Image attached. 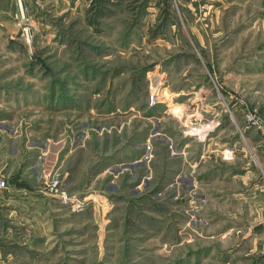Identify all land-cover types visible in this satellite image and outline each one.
Listing matches in <instances>:
<instances>
[{
    "label": "rangeland",
    "instance_id": "obj_1",
    "mask_svg": "<svg viewBox=\"0 0 264 264\" xmlns=\"http://www.w3.org/2000/svg\"><path fill=\"white\" fill-rule=\"evenodd\" d=\"M15 3L26 59L1 66L10 69L6 82L27 85L34 100L53 89L68 98L27 105L10 123L23 131L16 146L33 161L29 178L41 176L51 199H37L36 215L27 199L26 218L0 220V264H264V191L243 196L238 179L211 176L246 152L260 164L254 150L263 137L247 115L264 121V0H60L56 10ZM216 113L218 128L199 140ZM64 138L63 155L68 146L74 154L56 174L70 194L90 166L116 157L113 183L103 187L123 193L112 207L89 199V211L73 219L82 211L50 194L43 147L28 149ZM148 139L147 166L139 160ZM227 146L235 149L229 161L220 156ZM68 166L77 169L72 187L63 181Z\"/></svg>",
    "mask_w": 264,
    "mask_h": 264
},
{
    "label": "crops",
    "instance_id": "obj_2",
    "mask_svg": "<svg viewBox=\"0 0 264 264\" xmlns=\"http://www.w3.org/2000/svg\"><path fill=\"white\" fill-rule=\"evenodd\" d=\"M44 2L46 4L49 3L52 10L58 9V6L60 4V0H35L33 8L35 9L36 6L39 7ZM61 3L63 5L69 6L68 1H62ZM16 10L17 6L15 0H0V69H2V65L9 66L11 68L10 64H13L19 59H26L21 42L16 38L18 27L15 23V20L13 19V14ZM9 70L10 69L0 70V75L6 77L5 80H2V82L0 81V179H4L7 184L6 187H0V220L2 219L3 221H10V219L21 220L26 218L28 213L27 199H34L35 215L39 210L36 205L42 204L41 201L37 202V199H51L46 196L43 191L41 176L38 177L39 182L37 180L35 184L29 178L27 168L30 167L29 165H31V162L33 161L27 155L19 154L18 147L16 146V144H18L17 139L21 134H23V131L22 129L12 131L10 128V123H12L13 120L17 119L16 114L19 112L18 109L20 110L21 108H25V106L27 105H59L60 102H66L68 98V95H66L67 98L60 99L58 90L53 89L50 90V94L47 95L46 92L48 91H45V93H43L41 96H38V98L34 100L33 94L25 93L28 92L27 85H14L10 84V82H6L11 77ZM14 72H18L19 74L18 69H15ZM26 72L27 70L24 69L23 73ZM20 75L22 76V73H20ZM23 76L25 77L26 75L24 74ZM34 89L39 90V87L36 85ZM40 91L43 90L40 89ZM19 120L22 123L23 118ZM27 122L30 121L27 120L25 124H27ZM34 122L36 123L37 121L34 120ZM24 132L25 135L28 136L27 128ZM67 143V138H64L62 140H57L56 142L50 141L49 147L46 146V142L44 143V145L39 146L40 149L36 147L32 149L29 147L28 151H33L38 155L41 154L44 150L42 155L45 156L46 160L49 161L47 167L49 168V171L51 170L52 174L53 172L55 174L59 172V168H61V165L63 164V161L67 158V156L74 154L73 149L68 146L69 153H65V155H63V149ZM42 147L43 150H41ZM209 148L210 147H208L207 151L209 150ZM238 152L239 151L236 150V156ZM242 152H244V149L242 150ZM254 152L256 153L257 158L260 161V164L257 166L258 168L251 163V158L248 157L246 152L242 155L246 158L244 159V162H231V164H228V166H226L225 173H223L222 171L223 168H219L216 166V168L212 169L211 176L213 177V179H218L220 177L224 178V176L226 175L227 182L230 181V179H238V181H241L243 184L240 190L243 196H245V194L249 193L253 190V188L256 187L259 188V190L264 191V147L258 144ZM60 153L64 156L63 160H60ZM108 159L110 160L109 162ZM113 159H116V157H112L111 155H109V153L105 154L102 159H100L101 163L99 169H94V167L92 168V166H90V168L86 170V174L81 179L79 185L76 183L73 184V187L78 190L77 194L87 196L90 199V203H93L94 206H96V199H99L98 202L100 203V205H104L105 203V206L109 204L110 207H112L115 202H111L110 200L114 201L115 199L123 196V193L121 191L108 194V192H106L103 188L105 183L108 182V179H110V182L113 183V176L111 174V171H109L108 169L109 167L110 169H112L111 167H114L113 165H116V160H114L113 163H110ZM16 160L18 162V164L16 165L17 170L12 171V166L14 165L13 161ZM108 171L110 173L109 175ZM75 172L77 173L76 167L71 168L70 166H68V168L62 172L64 173L63 181L66 180L67 185L71 184L74 181L75 177L77 178ZM257 174L259 175L256 176ZM252 175L254 177H252ZM255 177L257 178L254 179V182L252 183L251 179ZM69 186L72 187V185ZM118 188V185L111 187V189ZM87 208L88 206L85 208V210ZM86 211H89V208ZM86 211L75 213V217H73V219L84 217V215L87 213ZM6 228L8 230L6 231L7 235H9V230L11 228L9 222L8 224L6 223Z\"/></svg>",
    "mask_w": 264,
    "mask_h": 264
},
{
    "label": "built area",
    "instance_id": "obj_3",
    "mask_svg": "<svg viewBox=\"0 0 264 264\" xmlns=\"http://www.w3.org/2000/svg\"><path fill=\"white\" fill-rule=\"evenodd\" d=\"M27 40L30 42L29 38L27 37ZM154 97V96H153ZM155 102V101H153ZM231 112V110H230ZM220 113H216L214 118L211 119L208 124H215V126H218L221 123V116ZM247 127H256L259 131H261V135L263 137L262 140V146L264 147V121L258 117L256 114H251L249 113L247 115ZM212 133V132H211ZM207 134L205 136L201 135L199 136V140L203 141L207 139V137L211 134ZM144 153L142 154L141 158L139 161H142L144 163L148 164L152 161L154 154H153V143L150 139L145 143L144 145ZM204 151H207L208 148L205 149L203 147ZM220 156L223 160L229 161L232 160L235 157V149L231 146H227L223 148L220 152ZM205 158V155H201L200 161ZM133 164L136 165V162ZM197 164V163H196ZM51 176V175H50ZM48 190L50 194L58 199L63 205H66L70 207V209L73 212H80L84 210L88 204H89V198L84 195L80 194H70L64 187L61 178L55 173L52 174V177L48 178L46 180ZM1 185L4 184L3 181L0 183Z\"/></svg>",
    "mask_w": 264,
    "mask_h": 264
},
{
    "label": "bare ground",
    "instance_id": "obj_4",
    "mask_svg": "<svg viewBox=\"0 0 264 264\" xmlns=\"http://www.w3.org/2000/svg\"><path fill=\"white\" fill-rule=\"evenodd\" d=\"M159 96V95H158ZM207 126H208V130L206 131L207 133L206 134H209L208 132H209V129L210 130H213V131H211V132H214V130H215V128H218L217 126H215V124L213 125V124H206ZM210 132V133H211ZM201 135V134H200ZM201 138H203L202 137V135H201Z\"/></svg>",
    "mask_w": 264,
    "mask_h": 264
}]
</instances>
